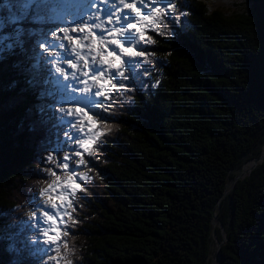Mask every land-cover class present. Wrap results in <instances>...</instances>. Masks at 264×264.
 Returning <instances> with one entry per match:
<instances>
[{"label":"trees","instance_id":"trees-1","mask_svg":"<svg viewBox=\"0 0 264 264\" xmlns=\"http://www.w3.org/2000/svg\"><path fill=\"white\" fill-rule=\"evenodd\" d=\"M171 2L165 34L149 28L144 55L126 57L132 89L117 76L102 97L88 179L76 177L67 232L41 253L27 239L49 170L64 181L85 168L55 84L69 25L59 4L0 0V264H212V230L226 240L219 264H264V161L234 181L264 150V0L233 16ZM64 154L67 173L46 163Z\"/></svg>","mask_w":264,"mask_h":264},{"label":"snow or ice","instance_id":"snow-or-ice-1","mask_svg":"<svg viewBox=\"0 0 264 264\" xmlns=\"http://www.w3.org/2000/svg\"><path fill=\"white\" fill-rule=\"evenodd\" d=\"M103 2V0H101ZM152 7L151 10H148V5L146 3V0H138V3H140L145 10V14H142L141 8L137 7V2L127 3L126 0H119V3L123 5V8L129 9L131 13L135 14V17L133 18L135 22H133V19H129L127 15L123 17V20L120 15V11H116L114 13H110L106 17V23L108 25H111V27H105L104 22L96 23L95 21L92 22L91 25L88 24H81L78 28L73 27L71 28L72 32H80L84 33V39L88 40L90 38V48L89 52L95 53L93 55L92 61L96 65H107L108 69L111 70L113 68H118V76L121 78H124L120 81V86L125 87L124 80H127V77L125 75V71L123 70V61H121L120 56L117 55V50L124 56L128 57H140L143 56V51H135V47L138 44L137 40V34L139 37V40H144L145 38V26L151 28L153 31L158 32L159 34H165V29L162 27L165 23V10L164 8L160 6H156L158 3H163V0H150ZM168 4L171 5V8L175 10L176 5L172 4L171 0H168ZM115 7V5H113ZM113 16L115 17L113 19ZM88 20H92L91 16L87 17ZM97 20L100 19L99 16L96 17ZM124 24L126 26H121V24ZM139 25V26H138ZM93 28H95L96 32L93 31ZM130 29H135V33L130 32ZM63 36L64 40H66L69 44L75 45V47L72 48V51L76 54V56L81 60L84 61L83 68L87 69L89 68V63L85 59L83 55L80 54V52L77 51V48L82 46V41L79 39H74L72 36L69 35V28H63ZM127 34V35H126ZM121 38H125L124 42H121ZM53 40L59 41L61 38L59 35H56L52 37ZM125 43H127L129 46L126 47ZM148 43H154V41L149 37ZM109 46H115L114 49L109 50ZM106 52V55H105ZM97 57H99V60H97ZM120 62L119 64L117 62ZM133 64L132 61L128 62V67H130ZM135 66L138 68L140 65L139 63H135ZM68 67L70 69H76L77 65L75 63H69ZM60 73L63 75V78L67 80L69 77L67 74L63 72V69L58 66ZM93 72H99V75H94L92 77L93 84L90 86L88 84L87 80H84V88L82 89L83 93L85 94V98L81 101L86 105H89V111H93L95 113V116L97 119L104 120L105 118L103 113L101 111H97V109L104 108V111H107V108L105 107V100H98V96H105L106 92L109 90V86L111 89H115L117 87V84L112 83L113 75H116V73H113L111 75H108V78L106 80L102 81V78L107 74L102 67H94L92 69ZM83 76H88L87 72L83 73ZM73 79H75V75H73ZM102 81V82H101ZM98 85L97 91L92 92V87H96ZM89 93H91L89 95ZM82 110H72L68 109L67 114L69 116L72 115H79V113ZM87 117L90 124L95 125L97 123L96 119H93L92 116H88L87 113L83 114ZM72 127L75 128L77 131H80V122L76 121L73 122ZM91 131V129H89ZM100 134H97L96 136L92 137V141H95L97 139V136ZM68 139L72 142V136L69 135ZM79 143V148L83 149L88 153L89 156L94 155L93 149L90 148L91 141H85L84 139H79L76 141ZM74 153V156L80 157L78 161H76L77 165H83L86 163L84 158L81 156V153L75 149L71 150ZM73 157L69 154H64L62 156V159L60 162H57L56 157L54 155H49L46 163L55 164L56 168H63V170L67 173V170L69 169V163L68 161L72 159ZM48 174L52 177H55L54 180L48 185V188H45L42 192V196H46L49 190L55 188L58 183L61 181V177L57 175L55 171L49 170ZM81 180L88 179L87 176L81 174L80 175ZM68 184L67 186L70 187L72 184H75L76 177L74 174H69L67 176ZM65 185H60V187H64ZM77 188H79V185H76ZM83 191V189H80ZM59 199L64 200L66 197L63 193L60 194ZM48 202V201H45ZM52 207H56L55 204H52ZM52 221V231L57 232V237H51L49 236V229H45L44 236L48 237L46 239L47 243L55 244L56 239L58 238L59 232L58 229H56L55 221L53 220V217L48 215L47 212H45V222ZM59 251V249H57Z\"/></svg>","mask_w":264,"mask_h":264},{"label":"rangeland","instance_id":"rangeland-1","mask_svg":"<svg viewBox=\"0 0 264 264\" xmlns=\"http://www.w3.org/2000/svg\"><path fill=\"white\" fill-rule=\"evenodd\" d=\"M30 2L35 1V0H29ZM204 3H206L208 10L214 11V10H219L221 11L224 15L226 16H233L234 14H240L242 12V7H238L239 3H242L243 0H201ZM166 2V1H163ZM74 0H69L67 2H63L60 5V10L59 13L57 14V18L59 19H67V24H69L70 28L73 27H79L81 24H88L91 25L93 21H95L96 23H100V22H104L106 21V13L103 15H100L99 11L100 9H97L95 7H93L89 2H76L74 4ZM146 3L148 5V10H151L152 4L150 2V0H146ZM156 6H160L162 8H165L164 6H166L164 3L162 4H158ZM142 14H145V10L142 11ZM91 16L92 20H88L87 17ZM99 16L100 19L97 20L96 17ZM149 29V27L145 26V29ZM93 31L96 32L98 30H96L95 28H93ZM135 33V30L134 32ZM69 35L72 36L74 39H79L82 41V46L77 48V50H82L83 51V56L85 57L86 60H89L92 64V56L95 55V53H91L89 52V48H90V38L88 40L84 39V33H80V32H72L71 29L69 31ZM64 39V38H63ZM137 40H139L138 34H137ZM64 45H65V50L64 52H59V54L57 55V62L59 60H61V65L60 68L63 69V72L65 74L68 75V79L65 80L63 78V75L59 72V80L57 81V84L60 85L61 89H65L67 88L69 93H68V97L67 100L65 101L67 106H66V110L68 109H72V110H77L78 108H74L72 105H78L79 107H84L85 110H88L87 107H90L89 105L84 104L83 102H81L84 98H85V94L82 91V87L79 85V79L81 77V73L83 70V62L81 60H77V59H73L72 58V54L74 53L72 51V48L75 47V45L69 44L66 40H64ZM126 46V45H125ZM127 47V46H126ZM117 55L120 56L121 58V53L118 52ZM99 59V57H97V60ZM133 61V60H131ZM69 63H75L77 65L76 69H70L68 67ZM118 63V62H117ZM92 64H89L92 65ZM96 65V64H95ZM78 69V70H77ZM117 69V71H116ZM118 68H113L111 70L107 69L105 72L107 73L103 78V80H106L108 78V75L116 73V75L118 74ZM116 71V72H115ZM73 75H75V79H73ZM101 81V82H102ZM98 85L96 87H92L91 91L94 93L97 91ZM91 93H89L90 95ZM98 98V97H97ZM84 112L81 111L79 113V115H72L70 116V119L72 117H74V122L79 121L80 122V127L84 130L82 132V139H84L85 141H91L92 143V137L94 136L92 131H90L89 129H91L92 124H90V122L88 121L87 117L83 115ZM70 124L72 125L73 123L70 120ZM75 129V128H74ZM75 132L77 133L78 131L75 129ZM76 139V138H75ZM76 141H78V139H76ZM90 143V144H91ZM77 151H79L80 153L82 152H86L83 149L79 148V143H78V147H77ZM246 165V164H245ZM249 166H246V168H248ZM245 168V170H247ZM77 176V175H76ZM244 179V178H241ZM64 187H55L53 188L55 190V194L59 193H63L64 196L66 197V199L61 200L59 198L55 199V196L53 194V189L49 190V192L47 193L46 196H42L40 200H38V203L41 205H45L48 208H52V204H55L56 207L53 209V211H56L58 207H60L61 211L58 213V217L57 220L55 221V228L58 229L64 219L65 213H67V209L70 205V196L73 195L74 190L76 188V184H72L68 189H64V190H60L58 188H65L67 186V184H64ZM59 195V194H58ZM48 201V202H45ZM58 206V207H57ZM43 212L40 214V216L42 217ZM218 227V223L214 222V227ZM57 234L56 231H52V236L55 237V235ZM224 236V235H223ZM222 236V237H223ZM211 237L213 239V249L215 248V244L217 243V235L214 232V230H212L211 232ZM226 242L225 238L223 237L222 244H224ZM216 249V248H215ZM214 261V260H213ZM213 264V262H212Z\"/></svg>","mask_w":264,"mask_h":264},{"label":"water","instance_id":"water-1","mask_svg":"<svg viewBox=\"0 0 264 264\" xmlns=\"http://www.w3.org/2000/svg\"><path fill=\"white\" fill-rule=\"evenodd\" d=\"M264 161V150H263V153L262 155L260 156V158H257V159H254L248 163H246V165H244L242 167V172L240 175H238V177L234 180L236 181L237 179H241V178H244V177H247V176H250L251 172L254 170V168L261 164L262 162ZM246 166H249L247 168V170H245ZM233 181V182H234ZM214 221L218 222V219L215 217L214 218ZM222 243H216L215 244V248H216V256L214 258V261H213V264H219V258H220V247H221Z\"/></svg>","mask_w":264,"mask_h":264},{"label":"bare ground","instance_id":"bare-ground-1","mask_svg":"<svg viewBox=\"0 0 264 264\" xmlns=\"http://www.w3.org/2000/svg\"><path fill=\"white\" fill-rule=\"evenodd\" d=\"M107 7V10H105L106 12H108L109 14L112 13L111 11V7L109 5H105ZM247 169V168H246Z\"/></svg>","mask_w":264,"mask_h":264}]
</instances>
